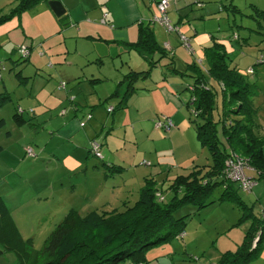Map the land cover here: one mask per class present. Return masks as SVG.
Returning <instances> with one entry per match:
<instances>
[{"label":"rangeland","instance_id":"374dc122","mask_svg":"<svg viewBox=\"0 0 264 264\" xmlns=\"http://www.w3.org/2000/svg\"><path fill=\"white\" fill-rule=\"evenodd\" d=\"M93 1L88 16L80 15L78 6L71 8L68 27L60 31L50 22H43V18L29 17L33 13L27 10L0 23V63L4 67H0V93L6 90L11 97L0 105V118L4 119L0 126V196L20 235L23 239L30 238L36 250L70 208L83 214L92 209L120 207L123 200L132 205L139 188L146 183L145 178L153 177L157 189H166L169 180L186 174L193 165L211 163L207 150L195 143L193 129H189L186 146L194 152L186 158L177 148L172 152L167 132L162 128L155 131V140L138 136L135 141L129 126L118 121L113 125L110 116L107 122L103 121L108 116L105 107L112 109L108 104L117 100L112 98L102 104V99L116 87L117 80L131 68L146 67L139 52L125 45L136 41L139 22H150L156 40L172 48L181 68L191 61L203 68L206 63L203 47L211 44L212 39L224 43L230 61L241 69L252 65L255 56L264 57V13L258 21L249 16L253 13L250 5L264 12V0H169L166 15L172 30L156 20L160 17L157 0ZM197 1L204 7L200 9ZM230 1L239 8L238 12L228 9ZM133 3L138 6L134 14L129 9ZM177 4L179 9L175 7ZM108 5L122 19L111 21L113 26L99 19ZM9 9L0 14L8 13ZM127 11L129 17L124 18ZM201 14L204 16L199 18ZM181 35L189 38L190 49L180 42ZM21 45L28 46L30 60L15 63L20 54L9 51ZM255 68L254 79L260 87L256 121L264 128V63ZM16 71L28 75V82L19 84L14 76ZM151 74L159 79L160 66L152 68ZM60 82L64 87H58ZM69 91L72 94H67ZM82 94L95 101L94 111L99 115L104 111V116L102 125L96 126L98 133L89 130L95 138L87 142L88 162L72 168L75 145L65 139L69 131H64L71 123L76 129L94 126L91 112L85 107L81 113L73 104L74 97ZM17 107L23 109V117L28 121L22 126H17L11 117ZM185 110L186 116H194L186 107ZM120 111L117 109L114 114ZM81 137L74 136L84 154L85 141L81 142ZM93 144L98 145L100 156L103 153L105 164L93 155L96 151L94 147L92 150ZM28 149L33 156L27 153ZM110 160H119L120 166L110 171L105 167ZM245 172L253 174L250 169ZM220 190L217 188L214 195ZM155 192L158 200H163L164 196ZM238 194L252 205L255 214L264 210V179H257L249 191ZM176 215H188L181 236L147 250L144 264H215L222 252L233 251L241 243L249 223L234 225L241 210L230 202H213L199 210L186 205ZM263 262L264 243L259 258L248 264ZM0 264L19 262L12 251H4L0 253Z\"/></svg>","mask_w":264,"mask_h":264},{"label":"trees","instance_id":"16d2710c","mask_svg":"<svg viewBox=\"0 0 264 264\" xmlns=\"http://www.w3.org/2000/svg\"><path fill=\"white\" fill-rule=\"evenodd\" d=\"M15 1L8 13L0 14V23L38 2L48 0ZM160 1H155L156 8ZM165 1L164 15L167 17L169 0ZM197 2L200 3L198 7L202 8L203 3ZM231 2L228 9L238 12L239 8ZM250 7L253 13L249 16L258 21L263 10L255 5ZM125 45L127 49L137 50L146 60L148 68L130 69L123 75L102 101L104 104L112 98L117 100L111 110L108 111L106 107L107 112L125 107L137 89L136 83L148 78L156 65L160 66L162 74L167 69L168 73L172 71L187 76L190 82L186 89L190 97L186 104L194 115L190 122L200 146L209 153L211 163L193 165L186 174L169 180L166 189H157L153 178H146L132 205L123 200L120 207L92 209L83 214L68 209L38 250L33 249L30 238H22L0 196V253L12 251L19 264H144L147 250L181 236L188 215H176L179 208L192 205L199 210L213 202H230L241 210L234 225L238 226L244 221L249 223L241 243L233 251L222 252L215 264H248L257 260L264 243V210L255 214L252 205L242 200L238 193L244 190L228 178L226 161L235 157L241 159L255 172L253 176L246 174L250 179L254 182L264 179V128L256 121L259 108L256 98L260 87L254 79L255 66L264 63V57L255 56L252 65L241 69L230 61L224 43L212 39L211 44L203 47L206 59L203 68L191 61L182 69H177L173 50L166 49L156 40L150 22H139L136 41L126 42ZM25 47L28 49V46ZM29 55L28 49L26 57L20 56L18 61L13 62L26 63ZM164 58L167 60L161 63L160 60ZM0 67L4 68L1 63ZM14 76L19 84L26 83L29 77L22 76L20 71L14 72ZM61 84L64 87L63 82L58 87H62ZM10 100L8 92L0 93V105ZM11 117L17 126L28 123L20 107ZM3 123L0 118V126ZM116 166L118 164L105 165L110 171ZM219 187L221 190L215 196L214 191ZM155 191L164 196L163 200H158Z\"/></svg>","mask_w":264,"mask_h":264},{"label":"crops","instance_id":"0c3cea01","mask_svg":"<svg viewBox=\"0 0 264 264\" xmlns=\"http://www.w3.org/2000/svg\"><path fill=\"white\" fill-rule=\"evenodd\" d=\"M60 1L65 7V12L60 17H56L51 11V9L48 7L47 3L43 1L37 3L36 5L26 10L31 11L29 13H33V14H30L29 17L33 15V17L31 18H38V19L43 18V22H46V21L50 22V24L55 26V28L59 27L58 31H60L68 27L70 18L72 17L71 8L78 6L80 15L88 16L89 15L88 12L90 11L89 7L93 5L94 3L93 0H60ZM95 2H97V0H95ZM133 2H137V1L133 0ZM15 3H16L15 0H0V12L6 9L12 8L15 5ZM136 7L138 8L137 4L133 3V6L129 8V9H133L132 14H134ZM175 7L176 9H179L178 4L175 5ZM203 7H204V4H203ZM107 8H108L107 11H102V15L103 13H106V17L103 20V22L106 25H111V21H115L116 19L122 20L121 17L116 16L115 12L112 10L110 5H108ZM102 9H104V7H102ZM129 14L131 15V11L129 12ZM16 15H20V14H16ZM203 16L204 14H201L199 18H202ZM127 17H129L128 11L124 15V18H127ZM99 19L101 20L102 16H99ZM129 42H132V41H129ZM166 45L167 44H164V47L166 49H172L170 46H166ZM14 50H15V47H11L9 53L12 54L13 52H15ZM9 53L7 54L8 57H9ZM174 58H175V54H174ZM144 61H145L146 67H140V68L137 67L136 68L137 70H145L148 68V64L145 59ZM163 61H166V60L164 59L160 60L161 63ZM157 66L158 65H156L155 67ZM175 66L177 69H182L180 66L177 65L176 58H175ZM164 72L165 73L162 74V71H161V77L159 79L157 78V75L150 73V76L148 78H146L145 80L138 81L136 83L137 89L133 93V95L128 99L126 106L123 108H119L121 111L116 112L115 114H114L115 110H113L112 112H107V110L105 109V112L108 116H104V111L101 115L97 114L94 111L96 108L93 107V106H96L94 105L95 101H91L90 98L87 97L85 94H82L81 97H78V96L74 97L73 104L76 107V110L79 109L80 112L82 113L83 109L81 108L86 107L87 111L91 112V114L93 115L92 119H93L94 126H91L88 129L86 125V126H83V128L81 129H78V128L76 129L75 126L71 123L69 124V127H67V129L64 131V132H67V131L70 132V133L68 132L67 135H65L67 137L65 139L71 142V144L75 145L73 149V153L75 154L74 155L75 160L73 161L75 163L72 168H79L80 166H82V164L88 162V155H90V153H88L89 146L87 142H89L92 138H95L94 136L90 135L89 132L90 131L94 132L96 129V126L102 125L101 120L103 116H104V119H103L104 122H107V119L111 117V123L113 125L115 124L116 121H118V123L122 122L123 126H127V127L129 126L128 129L131 131V136L132 138H134L135 141L137 140L138 136L142 137L143 140L144 139H152V140L154 139L155 140V137H154L155 131H159V128H156L155 126V122L159 119H162L163 117H169L172 121L173 126L170 128L169 131H166L167 133L165 135L167 136V139L171 142L172 152H175V148H177L184 156H186V158L191 156V152H194V150L192 149L191 151V149H189L186 146V138H189L190 140L189 129H193L194 131V128L192 124H190V116H186V110H185V107L189 109L186 104L187 100L190 97V92L188 89H186V85L190 82L189 77L180 75L179 73L172 72V71L168 73L167 69ZM25 76H28V75H25ZM119 80H117V82ZM27 82H28V79L26 80V83ZM68 88L70 89V87ZM70 93L72 94L71 91H69V93L67 94H70ZM108 94L105 97H107ZM102 96L104 97L103 94ZM102 98L99 97L100 100ZM104 98L102 99V101L104 100ZM108 105L114 106L116 105V102H114V104L109 103ZM155 114H156V117H155ZM103 126H106V125L104 124ZM91 128L92 130H90ZM98 132L99 130H96L94 133L96 134ZM75 135H78L79 137H81L82 135L81 142L85 141L83 145L85 148L84 154L81 153L82 149L78 148L79 145L77 143L79 141H77L78 138H74ZM190 142H191L192 148H194V143L192 141ZM197 142L198 141L195 135V143ZM154 152L156 153L155 149H154ZM97 158H99L101 162L103 163V159H104L103 153H101V156ZM117 162H119V160L118 161L110 160L107 163H114V164L119 165L120 163H117ZM92 167L94 168V170L96 169L94 165H92ZM250 171H252L251 168H250ZM252 172L253 174H250L248 176H253L255 174L254 171ZM103 175H106V174L103 173ZM1 197L3 198V196Z\"/></svg>","mask_w":264,"mask_h":264},{"label":"built area","instance_id":"2783aa9c","mask_svg":"<svg viewBox=\"0 0 264 264\" xmlns=\"http://www.w3.org/2000/svg\"><path fill=\"white\" fill-rule=\"evenodd\" d=\"M166 5L167 3L165 0H161L159 2L157 8L158 11L160 12V17H157L156 20L159 21V23H161L162 25H164L167 29L172 30V26H170L168 18L164 15ZM105 17H106V13H103L101 19L102 22L105 19ZM179 39L182 45L190 49L188 39L185 36L181 35ZM17 52L20 54V56L26 57V55L28 54V49L25 46L21 45L17 48ZM61 86L63 87L62 84ZM107 110L108 111L111 110V107H108ZM155 126L158 128H162L165 131H169L170 128L173 126V124L169 117H163L162 119H159L155 122ZM93 147L96 151H93L92 153L95 154V156L100 157V154L97 152L98 145L93 144L92 150ZM27 153L33 156V152L31 151V149H28ZM226 167H227L228 178L232 181L237 182L244 191H249L253 187L255 182L252 179H250L245 173V170L250 168L246 166V163L243 160L236 159V157L230 158L226 161Z\"/></svg>","mask_w":264,"mask_h":264},{"label":"water","instance_id":"95a60500","mask_svg":"<svg viewBox=\"0 0 264 264\" xmlns=\"http://www.w3.org/2000/svg\"><path fill=\"white\" fill-rule=\"evenodd\" d=\"M46 3L56 17L64 14L65 7L60 0H48Z\"/></svg>","mask_w":264,"mask_h":264}]
</instances>
